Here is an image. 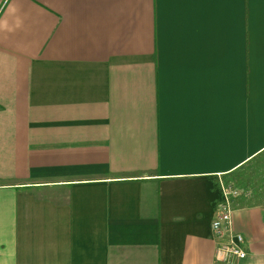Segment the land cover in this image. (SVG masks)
<instances>
[{"label": "crops", "instance_id": "0c3cea01", "mask_svg": "<svg viewBox=\"0 0 264 264\" xmlns=\"http://www.w3.org/2000/svg\"><path fill=\"white\" fill-rule=\"evenodd\" d=\"M252 171L264 0H0V264H264Z\"/></svg>", "mask_w": 264, "mask_h": 264}, {"label": "built area", "instance_id": "2783aa9c", "mask_svg": "<svg viewBox=\"0 0 264 264\" xmlns=\"http://www.w3.org/2000/svg\"><path fill=\"white\" fill-rule=\"evenodd\" d=\"M238 195L237 190L227 187L226 202L221 206L212 224L216 242L215 259L223 264H233L235 260L245 258V252L241 249L243 238L231 230V198Z\"/></svg>", "mask_w": 264, "mask_h": 264}, {"label": "rangeland", "instance_id": "374dc122", "mask_svg": "<svg viewBox=\"0 0 264 264\" xmlns=\"http://www.w3.org/2000/svg\"><path fill=\"white\" fill-rule=\"evenodd\" d=\"M264 174V172H261ZM259 172H248L246 175H244L243 180L241 181V187L238 189L240 191H246L248 193H253V192H257L262 193V196L264 195V183L263 181L259 178L260 175ZM240 194H243L240 193ZM239 194V195H240Z\"/></svg>", "mask_w": 264, "mask_h": 264}]
</instances>
